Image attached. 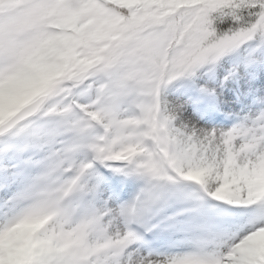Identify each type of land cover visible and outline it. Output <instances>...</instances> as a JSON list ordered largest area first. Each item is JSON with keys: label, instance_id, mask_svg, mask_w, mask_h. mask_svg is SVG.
Segmentation results:
<instances>
[{"label": "snow or ice", "instance_id": "6c2138e0", "mask_svg": "<svg viewBox=\"0 0 264 264\" xmlns=\"http://www.w3.org/2000/svg\"><path fill=\"white\" fill-rule=\"evenodd\" d=\"M261 229L264 0H0V264H264Z\"/></svg>", "mask_w": 264, "mask_h": 264}, {"label": "clouds", "instance_id": "9594fccd", "mask_svg": "<svg viewBox=\"0 0 264 264\" xmlns=\"http://www.w3.org/2000/svg\"><path fill=\"white\" fill-rule=\"evenodd\" d=\"M34 225H24L22 226V228L24 230H31V228H33ZM257 236L261 241H264V229L258 230L257 231Z\"/></svg>", "mask_w": 264, "mask_h": 264}]
</instances>
